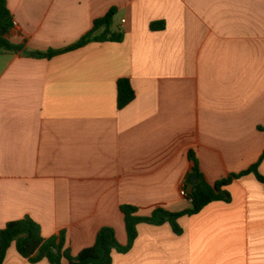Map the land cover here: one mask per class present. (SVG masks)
<instances>
[{
  "label": "crops",
  "instance_id": "crops-1",
  "mask_svg": "<svg viewBox=\"0 0 264 264\" xmlns=\"http://www.w3.org/2000/svg\"><path fill=\"white\" fill-rule=\"evenodd\" d=\"M7 2L8 40L23 50L0 55V230L30 216L45 239L64 232L72 256L105 227L125 246L121 206L191 207V152L211 185L262 158L264 0ZM112 10L122 42L30 56L76 44ZM122 79L136 98L120 110ZM227 190L230 203L181 218V236L139 225L113 264H264V185L250 174ZM4 264L32 263L14 243Z\"/></svg>",
  "mask_w": 264,
  "mask_h": 264
},
{
  "label": "trees",
  "instance_id": "trees-1",
  "mask_svg": "<svg viewBox=\"0 0 264 264\" xmlns=\"http://www.w3.org/2000/svg\"><path fill=\"white\" fill-rule=\"evenodd\" d=\"M116 13L112 10L105 18L97 20L90 33L84 36L76 44L61 50L49 51L47 53L32 52L31 57L52 59L56 56L72 52L87 46L90 43L122 42V32L112 33L113 20ZM14 28V19L8 8L7 0H0V55L7 52L19 53L22 46L14 45L8 40L11 30ZM153 31L164 30V23L151 25ZM103 30V31H102ZM102 31V32H101ZM136 98L135 91L129 79L118 82V108L120 110L129 106ZM192 162L191 172L186 178V188L189 198L192 199L191 207L182 212H170L164 209L155 210L152 215L143 217L139 215V209L132 205L121 206V212L125 217L126 231L128 236L127 245H121L117 240L116 231L112 227H105L98 233L94 246L82 250L77 256H72L67 247L66 234L62 232L59 236L45 239L42 228L30 216L22 220L7 223L0 230V264H4L7 253L11 246L16 243L19 254L28 259L32 264L43 260L51 264H113V252L121 254L129 253L139 236L138 227L141 224L152 226H163L170 224L177 236L183 234L179 220L186 216H194L215 202H231V195L227 188L238 179L254 174L258 181L264 185V176L259 172V166L264 161V154L260 161L249 170L234 174L214 185L207 182L201 171L199 161L194 153H190Z\"/></svg>",
  "mask_w": 264,
  "mask_h": 264
},
{
  "label": "built area",
  "instance_id": "built-area-1",
  "mask_svg": "<svg viewBox=\"0 0 264 264\" xmlns=\"http://www.w3.org/2000/svg\"><path fill=\"white\" fill-rule=\"evenodd\" d=\"M181 195L184 198H187L190 203H192V199L189 198V192H188L187 188H184L183 190H181Z\"/></svg>",
  "mask_w": 264,
  "mask_h": 264
}]
</instances>
